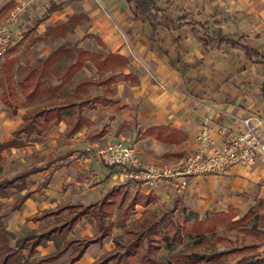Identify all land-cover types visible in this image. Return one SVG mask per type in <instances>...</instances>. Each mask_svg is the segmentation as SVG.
<instances>
[{
	"label": "crops",
	"instance_id": "crops-1",
	"mask_svg": "<svg viewBox=\"0 0 264 264\" xmlns=\"http://www.w3.org/2000/svg\"><path fill=\"white\" fill-rule=\"evenodd\" d=\"M22 1L29 6L13 26V31L19 34L18 41L29 29L35 28L43 34L49 25H56L70 15L83 12L89 19L86 32L99 37L106 51L124 54L131 61L124 70L128 76L118 77L110 85V92L103 96L110 102L89 101L80 109L88 122L81 130L68 136L65 121L50 130L52 133L60 132L69 142L62 147L63 151L50 157L48 162L41 160L24 169L41 167L27 177V189L12 195L31 193L21 208L14 210L24 208L28 211L27 221L48 223L50 219L34 222L28 218L70 201L52 204L40 198L39 190L50 198L57 197L60 194L58 190L63 188L69 193L70 188H65L63 184L70 165L75 171L82 172L100 163L80 158L81 153L93 146L115 140L134 142L144 164L172 166L196 149L195 136L204 125H208L212 136L222 142L234 132L245 131L243 120L249 118L258 136L264 139V0H157L172 19L179 15V8H183L185 13L193 12L197 19L208 25L213 16L226 15L229 21L219 25L222 33L244 35L250 47L259 53L254 58L230 44L219 46L217 40L204 45L195 38L189 25L153 27L149 21L136 15V6L129 0H0V8L5 4L16 6ZM3 60L1 58L0 63ZM97 88L106 90L107 86ZM104 93L101 91L100 94ZM23 112L22 108L17 114L9 112L1 100L0 86V142L12 138V131L22 122ZM157 127L183 132L186 137L181 148L176 149L175 142L162 141L145 133ZM56 129L58 131H54ZM103 129L106 131L104 136L91 138L95 130ZM35 143L33 139L25 146L11 150L30 149ZM51 144L58 146L53 141ZM54 147L46 148L43 155L46 156ZM29 182H32L31 186ZM76 183V186L82 185L78 181ZM122 188L152 194L156 203L166 205L173 194L171 205L180 195L185 205L200 212L201 217L206 212L227 211L229 207L239 212L256 200L264 199V157L257 158L253 163L234 164L220 173L194 175L179 191L171 184L150 188L132 180ZM100 199L71 202L91 203ZM145 209L138 204L128 221L141 216ZM85 220L83 218L76 225L74 234L77 226ZM91 222H84L85 227L87 224L95 227V222ZM117 228L120 231L116 232ZM121 231L120 227H115L113 235ZM94 233L95 229L81 231L79 236H92ZM53 247V242H49L39 249H46L41 251L46 253ZM113 248L112 237L104 239L102 244L92 243L75 264H90Z\"/></svg>",
	"mask_w": 264,
	"mask_h": 264
},
{
	"label": "trees",
	"instance_id": "trees-1",
	"mask_svg": "<svg viewBox=\"0 0 264 264\" xmlns=\"http://www.w3.org/2000/svg\"><path fill=\"white\" fill-rule=\"evenodd\" d=\"M129 1L135 4L136 15L149 21L153 27L189 25L195 38L206 46L217 40L219 46L230 44L250 57L259 54L246 42L244 35L222 33L219 25L229 21L224 14L213 16L208 25L197 19L193 12L185 13L183 8L177 9L180 13L175 19L169 18L157 0ZM88 20V15L82 12L70 15L56 25H49L36 41L44 38L64 40L34 63L19 64V58L12 56L18 50L19 42L4 55L0 63L1 100L11 114H17L20 108L24 112L22 122L12 131V138L0 142V163L4 150L25 146L33 141V136L44 135L61 121L67 122L68 136L81 130L88 122L80 109L89 101L110 102L100 95L79 102L58 97L65 85L72 83L79 70L90 62L98 75L77 84L84 92H88L90 85H107L110 92V85L119 76H128L124 70L131 61L126 55L104 49L89 50L67 38ZM85 36H93L104 47L99 37L93 34ZM55 77L60 80L58 83L53 82ZM105 133V129L95 130L91 138L98 139ZM145 133L162 141L175 142L176 149L181 148L186 137L183 132L169 127L152 128ZM39 170L41 167H31L10 177H1L0 199L27 189V177ZM29 197V191L20 194L12 209L21 208ZM138 204L146 209L141 216L128 221ZM262 207L264 199H258L242 217H238L233 207L227 211L206 212L201 217L200 212L185 205L180 195L168 206L156 203L152 194L114 187L100 200L91 203L68 201L45 209L28 218L34 222L50 219L45 226L27 228L18 234L7 228L4 215L0 214V264H75L92 243L102 244L109 237H112L114 248L90 264H264V254L254 251L260 243L246 238L250 234L264 233V229L259 227V223L264 225ZM83 218L95 222L92 236L74 234L76 225ZM115 227H120L121 233L113 235ZM234 229L242 233L237 245H233L227 235ZM245 239L249 242H243ZM49 242H53V249L42 253L39 247H46ZM162 250L167 252L165 256L161 254Z\"/></svg>",
	"mask_w": 264,
	"mask_h": 264
},
{
	"label": "rangeland",
	"instance_id": "rangeland-1",
	"mask_svg": "<svg viewBox=\"0 0 264 264\" xmlns=\"http://www.w3.org/2000/svg\"><path fill=\"white\" fill-rule=\"evenodd\" d=\"M15 4H5L1 5L0 8V22L3 21L5 16L8 15V12L14 8ZM3 19V20H2ZM83 27L77 28L74 32H71L68 34L67 38L70 39L73 43L76 42L78 45H80L83 48L89 49V50H103L104 48L99 45L96 38L93 36H85L88 33L86 32L85 28L87 26V22L85 24H82ZM80 25V26H82ZM45 33V32H44ZM43 33V34H44ZM19 35V34H18ZM17 35V37H18ZM39 34L35 28L29 29V31H26L24 33V36L18 41L20 45L18 46V50L15 53H12V56H16L19 58V64H25L27 62H36L38 59L43 58L47 56V54L54 49L56 46H58L62 41L63 38H56V39H50V38H44V40H37V37ZM20 38V37H18ZM18 43V44H19ZM101 46V47H100ZM105 50V49H104ZM3 58V57H2ZM18 66V64H16ZM97 70L93 66V64L90 62L87 66L83 67L79 70V72L74 77V80L72 83L66 84L65 87L61 90L62 95L59 92L60 98L68 97L69 99H72L73 101H81L83 99L92 98L94 96L100 95L104 96L106 93L109 92V89L104 90L97 88L98 85H90L88 86V92H84L83 88L77 87V84L84 79L88 78H94L97 77ZM109 75V73H107ZM120 77V76H119ZM60 80L55 77L53 79L54 83H58ZM100 86H107V85H100ZM108 87V86H107ZM18 91L21 92L20 87H17ZM101 91L105 92L104 94H100ZM23 100V97L21 95L20 97ZM105 98V97H104ZM54 131H58L57 129ZM53 131H48L42 136H33L35 144L31 145L32 147L30 149L26 150H6L4 152V158L2 162L0 163V178L4 176H12L20 171H23L24 169L41 162V160L48 162V159L54 155H57L63 151L64 148H62L65 145H68L69 142L64 137L63 134L60 132L52 133ZM52 133V134H51ZM57 143L58 146L54 147L52 146L51 142ZM60 143H62V146H60ZM105 144V143H104ZM103 145V144H99ZM48 146V147H47ZM54 147L53 150H49V153L43 155L45 153L46 148ZM49 155V156H48ZM67 165H70L67 164ZM113 166V167H111ZM105 165L104 163L100 162L96 166H92L93 168H89L88 170H83L82 172L75 171L71 165L69 166V170L66 173V179L63 184L66 187L70 188L69 193H66L63 188V190H58L60 193L57 197L50 198L48 195H46L44 192L39 190V196L40 198H44L47 202H52V204L57 203L58 201H93L97 198H102L108 190H110L112 187H126L127 183H129L128 178L123 175V171L120 167L116 165ZM81 173V174H80ZM92 173H94V177H91ZM114 178V180H112ZM80 182L81 186L78 185L76 182ZM122 181V182H120ZM128 181V182H127ZM32 182H29V186H31ZM129 185V184H128ZM17 195L12 196L10 199H0V204L2 205V208L0 209V214L4 215V221L8 229L13 231L14 233H21L25 229L30 228L31 226L36 227H43L46 225L47 221H43L41 223L33 224L26 220L29 212L26 211L24 208L21 210L14 211L12 209V202L17 198ZM174 197V194L172 195L170 201H168V205H171V201ZM167 202V201H166ZM158 204H161L158 202ZM252 206V204L248 205L245 209L242 211L236 212L238 217H242L245 213L248 212L249 208ZM24 207V206H23ZM261 212L264 214V207L261 208ZM84 222H91V219L86 218L85 221H82L80 226H77L75 233L77 235L81 234V231H93L95 227H91L87 224L85 227ZM260 229H264V225L262 223H259ZM118 229V228H117ZM120 231L119 229L116 230V232ZM233 241V245H237L241 238L240 236L242 233L238 229H234L228 232L227 234ZM239 237V239H237ZM247 239L253 238V241L256 243H260L257 250H254L255 252L263 255L264 254V233H260L259 235L250 234L246 236ZM245 239L243 242L248 243L249 241ZM228 242H226V245L228 246ZM41 251H46V249H42ZM166 251L162 250L161 254L166 255Z\"/></svg>",
	"mask_w": 264,
	"mask_h": 264
},
{
	"label": "built area",
	"instance_id": "built-area-1",
	"mask_svg": "<svg viewBox=\"0 0 264 264\" xmlns=\"http://www.w3.org/2000/svg\"><path fill=\"white\" fill-rule=\"evenodd\" d=\"M28 6L27 2L22 1L0 22V59L18 42L13 26L27 11ZM243 122L245 131L234 132L222 142L212 136L208 125H204L195 136L196 149L172 166L144 164L138 146L125 140L93 146L81 153L80 158L116 165L126 178L140 185L157 188L171 184L179 191L186 187L188 179L194 175L220 173L234 164L253 163L257 158L264 157V139L258 136L249 118Z\"/></svg>",
	"mask_w": 264,
	"mask_h": 264
}]
</instances>
